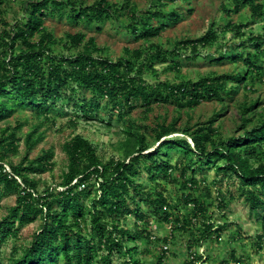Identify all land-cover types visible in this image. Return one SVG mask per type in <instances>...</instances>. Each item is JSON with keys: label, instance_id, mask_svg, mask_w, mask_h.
Segmentation results:
<instances>
[{"label": "trees", "instance_id": "trees-1", "mask_svg": "<svg viewBox=\"0 0 264 264\" xmlns=\"http://www.w3.org/2000/svg\"><path fill=\"white\" fill-rule=\"evenodd\" d=\"M154 1L157 8L163 7L165 1L190 2ZM4 5L5 0H0V122L25 110L41 119L26 135L24 156L18 165L9 162L8 157L19 154L17 132L22 122L0 131V203L7 196L16 197L14 206L0 218V247L23 228L41 221L29 246L8 264H112L113 257H121L123 264H165L166 255L156 254L155 245L174 242L176 234H187L189 239L182 264H194L201 260L197 250L203 242H210L213 237L216 242L222 239L227 220L222 226L211 221L208 210L212 204L208 201L212 198L211 185L216 187L217 181L227 179L238 182V197L251 215L261 219L257 239L258 244L264 243V112L258 110L260 100L238 105L241 118L237 135L223 137L213 127L225 113V99L264 75V0H232V9L225 10L230 16L247 7L251 19L263 20V32L241 42L239 52L231 50L209 58L217 64L234 65L238 72L206 76L197 82L154 85L143 79L145 71L155 74L154 63L180 56L179 48L189 51V60L199 58L200 49L219 41L216 26L211 24L195 40L178 42V48L171 51L158 46L146 54L125 49L123 57L110 61L100 56L92 39L81 52L54 54L52 47L61 41L44 26L47 13L65 14L76 24L117 20L120 9L107 0L90 6L77 0H22L23 19L14 25L3 21ZM157 8L139 18L133 8L128 10L132 22L127 26L133 34L140 29L141 40L159 37L168 24H176L182 18L175 12L164 15ZM153 21L159 25L154 27ZM242 29L243 26L227 22L224 31L242 38ZM83 41L82 34L67 35L69 48L79 47ZM170 67L177 71V64ZM207 101L221 106L208 121L183 128L176 126V120L168 125L157 124L152 133L159 145L147 152L146 132H141L143 127L131 119L133 111L140 108L148 114L155 104L192 111ZM69 111L87 121L98 120L108 129L114 120L121 122L122 138L115 146L119 157L103 163L93 144L75 135L62 146L66 171L58 186L61 190L53 187L39 192L38 182L31 177L52 170L54 152L43 151L34 160L28 159L29 153L43 140L39 129L44 121L54 122L55 116L68 115ZM175 134L182 137L164 139ZM172 154L178 157L174 164L170 162ZM210 170L215 176L213 184L196 177L206 176ZM142 173L153 184L151 189L138 182ZM167 185L177 188L176 199L167 195ZM215 191V209L222 213L233 196L227 198L221 188ZM127 217L135 219L132 229L123 224ZM223 217L227 218L225 214ZM150 218L171 238L153 236ZM167 225L171 226L170 232ZM131 250L135 251V258L128 257ZM149 253L154 254L153 261L146 262L144 256ZM230 257H234L233 252ZM240 261L234 258L235 263Z\"/></svg>", "mask_w": 264, "mask_h": 264}, {"label": "rangeland", "instance_id": "rangeland-1", "mask_svg": "<svg viewBox=\"0 0 264 264\" xmlns=\"http://www.w3.org/2000/svg\"><path fill=\"white\" fill-rule=\"evenodd\" d=\"M99 0H77V2L84 6H90ZM109 4L119 8V14L116 15L118 19L107 20L100 23L88 25L86 23L76 24L67 19L66 15L63 16L47 13L44 26L47 31L52 33L54 37L61 41L60 44L52 47L53 53L58 54H72L81 52L84 45H87L90 39L94 40L96 47L100 50V56L110 61H116L120 57H123V51L128 50H141L143 54L154 52V47H161L164 51H171L177 47V43L183 40H195L202 36L209 28L211 24L216 26L219 33V41L211 47L200 49V57L189 60L191 56L188 50L178 49L181 53L180 56L167 59L164 63H154L153 70L156 72L153 74L150 71H145L143 79L150 85H154L158 82H167L170 84H181L186 81L197 82L199 79L211 76V75H223L236 73L239 70L234 65H229L227 62L223 64H217L214 61H210V57L215 56L218 53L228 54L231 50L240 51L238 46L241 42H245L246 39L252 36L260 35L262 31L263 20H253L250 18V12L248 8H242L239 14L226 15L225 10L232 9V0H190L189 3H183L177 1L175 4L170 1H165L163 7H156L154 0H107ZM22 0H5L3 21L9 25H14L16 21L23 19V10L21 6ZM133 8L136 11V17L139 18L145 15L147 12L157 8L162 13L170 16L172 12L181 15V19L178 23H170L166 29L160 34L159 37L150 41H144L139 38L141 32L137 28L136 34H133L127 25L132 22L128 10ZM227 22H231L234 25L243 26L241 30L242 38L237 37L230 31H224L226 29ZM152 25L158 26L157 21H153ZM1 28V26H0ZM82 34L84 41L81 46L69 48L67 42V35ZM178 48V47H177ZM236 48V49H235ZM227 50V52L225 51ZM248 50L251 51L248 46ZM152 54V53H151ZM173 64H177V71L171 69ZM247 88H239L236 94L225 99V113L214 123L213 127L217 128L220 135L223 137H229L237 135L240 124V112L238 105L242 102H251L255 99L260 100L261 106L259 112H264V75L260 78V81L251 85L247 82ZM220 105L216 101H207L200 104L192 111L177 110L174 105L160 104L153 105L152 111L148 114H144L143 110L138 108L131 114V119L136 120L140 126L143 127L141 132L144 133L147 138V145L149 147L147 152L154 150L158 147L159 142H156L153 137L152 129L159 123L168 125L176 120V126L183 128L185 126L193 127L197 123H203L208 121L215 112L220 110ZM68 115L55 116L54 122H45L39 129V133L43 135L42 142L37 145L30 153L29 160H34L43 151L52 150L54 152L53 168L50 172L43 175H33L38 182L39 192L47 188L57 187L61 182V176L66 171V156L62 151L63 144L71 139L75 135H81L86 138L96 149L97 155L101 162L105 163L110 158H118L119 154L115 150L117 142L122 138L121 134V122L113 121V127L108 129L98 120H85L76 114L69 111ZM41 119L34 116L30 110L21 111L11 118L0 122V131L10 126L14 128L18 123L23 124L20 131L17 132L19 141L17 142L19 154L10 155L8 161L13 165H18L22 160L25 152L24 140L26 135L33 129L35 125L40 123ZM182 137L181 134H175L168 136ZM162 139V140H164ZM188 142L191 141L188 139ZM178 157L174 154L171 156V163L174 164ZM8 169V167H6ZM206 176L197 175L198 180L206 178L207 184H213L215 176L213 171H208ZM138 182H143L146 189H151L153 184L150 183L146 174L142 173L138 178ZM211 185L212 198L209 199L211 208L208 210V214L211 217V221L218 226H222L225 221L227 226L221 232V241L214 240L203 242L201 245L205 249V253L208 256V264H232L234 258L240 259L238 264H264V243L258 244L257 237L261 234V223L256 217L249 213L248 206L239 198L236 189L238 182L235 179H227L226 181L218 182ZM166 193L172 199H176L178 195L177 188L174 186H165ZM221 188L223 193L229 198L233 196L232 201L228 208L223 210L222 213L215 209V196L216 189ZM198 195V194H197ZM15 195L5 197L0 203V218L7 214L10 207L15 204ZM89 200L86 201L88 203ZM144 211H147L146 206L142 207ZM223 214L227 218L223 217ZM264 218V213L261 214ZM260 216V218H262ZM153 221V218H150ZM135 219L133 217H127L125 224L128 228L132 229ZM154 224V223H153ZM41 221L37 220L34 223L28 225L18 232L15 238L8 239L7 242L0 247V264H8L12 258H17L21 255L22 250L29 246L32 241L33 235L38 233L40 229ZM158 227V226H157ZM158 238H163L167 233L163 227H158L154 232ZM168 235V234H167ZM188 235H177L175 240L169 243V253L165 264H182L185 259V246L188 241ZM163 243H156V254L161 248ZM133 246V244H131ZM139 246V245H138ZM260 246V248L258 247ZM139 246V251H141ZM134 250H131L129 256L135 258ZM231 252L234 253V257L231 258ZM153 253H149L144 256L146 262L153 261L151 256ZM140 258H143L140 256ZM62 264V263H58ZM112 264H123L121 257H113ZM237 264V263H236Z\"/></svg>", "mask_w": 264, "mask_h": 264}, {"label": "built area", "instance_id": "built-area-1", "mask_svg": "<svg viewBox=\"0 0 264 264\" xmlns=\"http://www.w3.org/2000/svg\"><path fill=\"white\" fill-rule=\"evenodd\" d=\"M153 223H152V221H150V225L152 226V232H153L152 235L154 236L155 235L154 232L157 231V227ZM165 228H166L167 231H169V232L171 231V226L170 225H167ZM167 234H168V238L170 239L171 238L170 234L168 232H167ZM152 239H154V237ZM169 243L163 244L161 246V251L158 250V252H160L161 254L166 255V257L168 256V253H169L168 252L169 251ZM197 251H198V256H200L201 260H196L194 262V264H208V259H207V254L205 253V249L203 247H199V249ZM190 258H192V257L190 256ZM232 264H236V263H232Z\"/></svg>", "mask_w": 264, "mask_h": 264}]
</instances>
